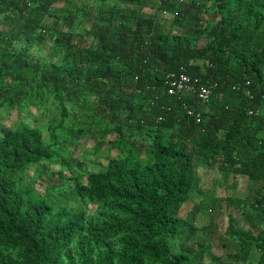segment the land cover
<instances>
[{"label":"trees","instance_id":"1","mask_svg":"<svg viewBox=\"0 0 264 264\" xmlns=\"http://www.w3.org/2000/svg\"><path fill=\"white\" fill-rule=\"evenodd\" d=\"M180 72L211 97L170 92ZM6 109L0 264H264V0H0ZM84 134L101 168L69 149ZM200 166L240 208L231 263L197 239Z\"/></svg>","mask_w":264,"mask_h":264},{"label":"rangeland","instance_id":"2","mask_svg":"<svg viewBox=\"0 0 264 264\" xmlns=\"http://www.w3.org/2000/svg\"><path fill=\"white\" fill-rule=\"evenodd\" d=\"M146 9L148 8L146 7ZM52 20H53L52 18L49 19V21ZM8 113H10V111L6 109L3 110L2 113L0 114L1 115L0 130L5 129L9 125L10 127L14 126V123L11 120L13 118L14 119L16 118L17 112L14 111L11 113V115H8ZM35 117L39 119L38 125L47 124L52 118L51 114L42 116L40 113L35 114ZM44 137L45 139L48 140L49 132H45ZM94 138H95V134H84L79 141H75L74 143H69L68 145L69 149L73 152V156H75L78 160L85 159V165L87 166L86 169L89 170H93V169L96 170L103 166L102 164H99L100 158L93 153V149L95 145ZM53 167L54 170L58 169L57 165H54ZM32 173H33V169L31 168L29 170V174L31 175ZM196 173L197 175L200 176V180L197 182L198 187L201 190H205L209 194L208 195L209 197H206L207 202L205 203L206 207L204 208V211H202L200 214L196 216L197 225H199V227L207 226L209 227V229L207 231L198 232L197 239L201 242H206L209 245H211L213 253L221 255L224 261L231 263L228 253L235 251L237 248H236V242L232 240H228L226 238V229L229 224L230 214L236 216L238 219L237 222L239 224H242V216H241L240 208L236 204H231V206L228 205V203L225 200L227 198H224L226 197V194L229 193V191H226L223 185L219 183V181L223 179V173L219 172L216 169L212 170L210 167L207 166L206 167L200 166ZM65 174L67 176L70 175L68 171H66ZM45 176L46 175L43 176L42 180H39L37 182L36 189L38 191H44L46 187V178H44ZM55 182H59V176L57 174L51 178L49 183L54 184ZM239 183H240L239 188H237L236 190L231 189L230 193L233 196L247 199L249 196L248 180L247 179L243 180V178H240ZM243 188H245V190L241 191ZM202 197L203 195L194 193V199H191L189 202L184 204L183 210L181 211V215L185 216L188 212H190L194 206V203L200 200ZM213 197H217V198L219 197L222 200L223 199L224 200L219 201L218 204L214 206V203L212 202ZM61 199L64 200L65 197L62 196ZM69 202H70L69 204L75 205V203L72 200H69ZM210 206H214V207L209 208ZM245 226L248 227L247 224ZM208 260L209 259H207V261ZM234 264H245V263L237 262Z\"/></svg>","mask_w":264,"mask_h":264},{"label":"built area","instance_id":"3","mask_svg":"<svg viewBox=\"0 0 264 264\" xmlns=\"http://www.w3.org/2000/svg\"><path fill=\"white\" fill-rule=\"evenodd\" d=\"M162 1V0H159ZM174 77V75H171ZM195 81H198L197 79H195ZM170 92L175 93L176 91H180L183 89H188L191 90L195 93L198 94V96L202 99V100H208L211 95H212V90L209 86H204V85H193L192 84V79L191 77L186 74L185 72H180L178 74V77L176 79H172L170 81ZM248 94L250 95V97H252L250 91H248ZM189 113H194L193 110H189ZM197 118H200V115L197 114Z\"/></svg>","mask_w":264,"mask_h":264},{"label":"crops","instance_id":"4","mask_svg":"<svg viewBox=\"0 0 264 264\" xmlns=\"http://www.w3.org/2000/svg\"><path fill=\"white\" fill-rule=\"evenodd\" d=\"M228 179V178H227ZM243 180H245V179H243ZM240 190V189H239ZM245 190V188H243L241 191H244Z\"/></svg>","mask_w":264,"mask_h":264}]
</instances>
